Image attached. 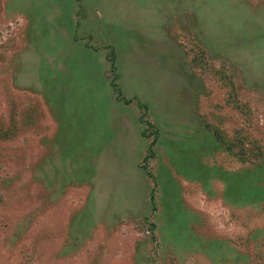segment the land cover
Wrapping results in <instances>:
<instances>
[{
  "label": "rangeland",
  "instance_id": "374dc122",
  "mask_svg": "<svg viewBox=\"0 0 264 264\" xmlns=\"http://www.w3.org/2000/svg\"><path fill=\"white\" fill-rule=\"evenodd\" d=\"M0 264H264V0H0Z\"/></svg>",
  "mask_w": 264,
  "mask_h": 264
},
{
  "label": "trees",
  "instance_id": "16d2710c",
  "mask_svg": "<svg viewBox=\"0 0 264 264\" xmlns=\"http://www.w3.org/2000/svg\"><path fill=\"white\" fill-rule=\"evenodd\" d=\"M181 151V150H180ZM182 152V151H181ZM183 153H180V155H179V157L182 155ZM178 164H180V166H182V169H185L184 171H183V173L185 174V176L186 177H191L190 179L192 180V181H195V180H197L198 179V181L200 180V178L198 177L197 178V176H192V171L195 173V168H194V165H192L190 168V170H191V172H186L188 169H187V163H178ZM214 169H216V167L214 168ZM201 172V168H199V170H198V172H197V174L198 173H200ZM149 174V173H148ZM188 175V176H187ZM222 176H225V175H222ZM188 177V178H189ZM203 180V179H202ZM245 193H246V191H245ZM238 194H242L241 193V191H236V190H233V189H228V188H226V190L224 191V197L228 200V201H230V202H233V203H235L236 201L237 202H241V201H246L247 199H248V197H246L244 194H242V196H238ZM259 194V193H258ZM246 195H248V194H246ZM211 196H213V194L211 195ZM259 197H260V194L258 195ZM258 196H256V197H258ZM251 197V196H250ZM253 197V196H252ZM255 197V198H256ZM152 199V202H153V200H154V196L152 195V197H151ZM246 199V200H245ZM247 201H249V200H247ZM246 201V202H247ZM250 204V203H249ZM154 210H155V207H154Z\"/></svg>",
  "mask_w": 264,
  "mask_h": 264
}]
</instances>
